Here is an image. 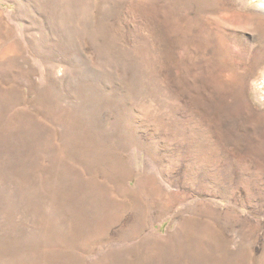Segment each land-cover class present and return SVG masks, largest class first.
Instances as JSON below:
<instances>
[{"label":"rangeland","instance_id":"1","mask_svg":"<svg viewBox=\"0 0 264 264\" xmlns=\"http://www.w3.org/2000/svg\"><path fill=\"white\" fill-rule=\"evenodd\" d=\"M0 264H264V0H0Z\"/></svg>","mask_w":264,"mask_h":264},{"label":"bare ground","instance_id":"2","mask_svg":"<svg viewBox=\"0 0 264 264\" xmlns=\"http://www.w3.org/2000/svg\"><path fill=\"white\" fill-rule=\"evenodd\" d=\"M68 178V177H67Z\"/></svg>","mask_w":264,"mask_h":264}]
</instances>
